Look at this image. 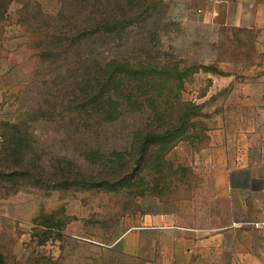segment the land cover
Returning <instances> with one entry per match:
<instances>
[{"label":"rangeland","instance_id":"obj_1","mask_svg":"<svg viewBox=\"0 0 264 264\" xmlns=\"http://www.w3.org/2000/svg\"><path fill=\"white\" fill-rule=\"evenodd\" d=\"M246 34L184 0H0V264H264L250 226L189 254L194 263L173 249L181 228L209 216L211 146L264 117L253 104L264 99V45ZM88 59L128 74L134 97L117 115L77 101ZM151 107L177 129L124 179L129 148L157 120ZM256 241L258 253L247 247Z\"/></svg>","mask_w":264,"mask_h":264},{"label":"crops","instance_id":"obj_2","mask_svg":"<svg viewBox=\"0 0 264 264\" xmlns=\"http://www.w3.org/2000/svg\"><path fill=\"white\" fill-rule=\"evenodd\" d=\"M184 2L188 6L192 5L202 20L224 27L231 33H247L248 36H254L257 43L264 45V0ZM253 104L258 110H264V99L253 101ZM256 122L251 124L249 130L242 128L232 133L227 132L221 141L217 140L211 146L209 216L205 220L195 221L193 227L186 226L177 232V243H174L173 249L179 263H194L195 260L189 254L212 253L216 246L227 245L228 242L224 243V239L232 240L237 235L249 233L248 226H233L234 222L264 217V117L256 119ZM165 229L171 233L173 227L168 226ZM191 231L195 244L192 247L185 246L188 241L187 233ZM203 236L215 240L205 242ZM250 242L247 247L251 248V252H260L258 242L256 241L255 246ZM234 263V260L229 261V264ZM240 263L259 264L249 258Z\"/></svg>","mask_w":264,"mask_h":264},{"label":"trees","instance_id":"obj_3","mask_svg":"<svg viewBox=\"0 0 264 264\" xmlns=\"http://www.w3.org/2000/svg\"><path fill=\"white\" fill-rule=\"evenodd\" d=\"M102 28L103 25L100 28L98 27L96 32L100 33L104 31ZM115 29V27L109 26L107 32L113 34V30ZM74 46H76V43ZM40 61L46 62L47 59L44 55H41ZM84 64L88 65V70L86 74H83L79 82L80 87L77 88L78 91L76 93L77 101H80L83 104L82 106L88 108L91 115H97L99 118L102 117V115H117V109L121 106L119 101L126 99L130 102L134 97V93L131 89L130 91H125V88H129V86H125L126 80L129 77L128 74L119 70L121 64L117 60H112L104 65L97 60L91 63L88 59L84 61ZM131 67H134V65L130 61L126 62L125 68L130 69ZM122 92H124V94H122ZM149 110L152 111V114L157 120L151 124L150 130L144 137V143L138 148H129L131 152L127 154L126 160L121 164L120 171L116 172V175H123L124 179L132 177L129 173L133 167H136V170L138 166L140 167V165L147 161L148 152L152 144L158 143V140L165 134L171 133L173 136L177 129V127L172 124V119H174L175 116L169 121L168 117L170 116L168 115H170V113L167 115V113L161 112L158 107H151ZM13 135L14 132L9 129L6 140H12ZM109 171L111 173L108 175H111V177L116 176L114 167H111Z\"/></svg>","mask_w":264,"mask_h":264},{"label":"built area","instance_id":"obj_4","mask_svg":"<svg viewBox=\"0 0 264 264\" xmlns=\"http://www.w3.org/2000/svg\"><path fill=\"white\" fill-rule=\"evenodd\" d=\"M3 139H4V136L2 132L0 131V149L3 143ZM236 225H245V226H250L254 228L256 231L259 232L262 244L264 245V217L260 219L245 221V222H234L233 226H236Z\"/></svg>","mask_w":264,"mask_h":264}]
</instances>
